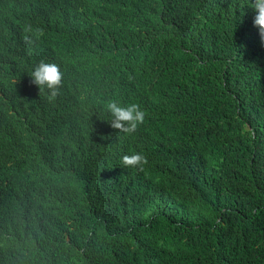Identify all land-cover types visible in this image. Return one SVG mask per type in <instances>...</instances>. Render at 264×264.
I'll return each instance as SVG.
<instances>
[{
    "label": "trees",
    "instance_id": "obj_1",
    "mask_svg": "<svg viewBox=\"0 0 264 264\" xmlns=\"http://www.w3.org/2000/svg\"><path fill=\"white\" fill-rule=\"evenodd\" d=\"M43 1L0 4V264H264V44L247 0H83L74 19ZM28 9L58 19L79 80L24 39ZM41 61L63 72L53 101L32 83ZM110 100L141 105L135 133L110 126ZM132 152L142 171L121 166Z\"/></svg>",
    "mask_w": 264,
    "mask_h": 264
},
{
    "label": "clouds",
    "instance_id": "obj_2",
    "mask_svg": "<svg viewBox=\"0 0 264 264\" xmlns=\"http://www.w3.org/2000/svg\"><path fill=\"white\" fill-rule=\"evenodd\" d=\"M28 1L0 0V4L4 5L8 11L18 12L26 8ZM43 3L49 7L51 12L67 19H74L79 15L83 0H44ZM247 5L252 8L250 23L255 30L257 43L264 44V0H247ZM54 18L48 12L28 9L26 11L27 26L24 28L26 33L24 39L30 42V37L27 35H32L39 41L44 53L72 61L74 63L73 77L74 81H77L82 76L80 65L73 55L58 52L61 43L60 22ZM53 28L56 31H53ZM30 73L35 88H39L40 92L46 90L49 101L55 100L63 86V72L60 66L54 62L41 61L31 69ZM105 108L111 116V119L109 118L110 126L126 136L135 133L145 121L146 112L136 102L125 105L119 100H110L106 103ZM147 163V157L140 152L124 154L120 158V164L123 168H134L142 171Z\"/></svg>",
    "mask_w": 264,
    "mask_h": 264
},
{
    "label": "bare ground",
    "instance_id": "obj_3",
    "mask_svg": "<svg viewBox=\"0 0 264 264\" xmlns=\"http://www.w3.org/2000/svg\"><path fill=\"white\" fill-rule=\"evenodd\" d=\"M54 20H58L57 18H54ZM54 27V26H53ZM54 30L53 31H56L55 28H53Z\"/></svg>",
    "mask_w": 264,
    "mask_h": 264
},
{
    "label": "rangeland",
    "instance_id": "obj_4",
    "mask_svg": "<svg viewBox=\"0 0 264 264\" xmlns=\"http://www.w3.org/2000/svg\"><path fill=\"white\" fill-rule=\"evenodd\" d=\"M239 90H240V88H239Z\"/></svg>",
    "mask_w": 264,
    "mask_h": 264
}]
</instances>
